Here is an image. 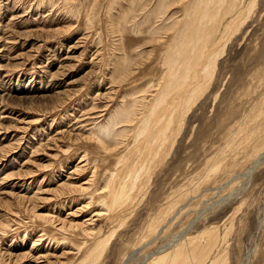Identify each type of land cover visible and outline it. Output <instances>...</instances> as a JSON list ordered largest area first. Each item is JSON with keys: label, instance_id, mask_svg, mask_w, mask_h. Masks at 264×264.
Returning a JSON list of instances; mask_svg holds the SVG:
<instances>
[{"label": "rangeland", "instance_id": "rangeland-1", "mask_svg": "<svg viewBox=\"0 0 264 264\" xmlns=\"http://www.w3.org/2000/svg\"><path fill=\"white\" fill-rule=\"evenodd\" d=\"M244 1L158 150L159 0H0V264H264V0Z\"/></svg>", "mask_w": 264, "mask_h": 264}, {"label": "bare ground", "instance_id": "bare-ground-1", "mask_svg": "<svg viewBox=\"0 0 264 264\" xmlns=\"http://www.w3.org/2000/svg\"><path fill=\"white\" fill-rule=\"evenodd\" d=\"M139 1L141 2L143 0H139ZM181 1L182 0H159V2L157 3L154 9L155 11L153 12V14H155L158 18L165 16L167 14L168 19L170 18L169 19L170 22H164L163 25H161L160 27H156V28L152 27V29L150 30V33L151 32L153 34L156 33L157 35V33H159L162 30L169 31L172 29L174 30L175 28L177 29L175 30L176 35L174 38V42L171 45H169L165 59L166 64L171 69L170 76L167 79V83L164 84L162 92L160 93L159 97H157V101H156L157 103L156 105H160L161 103L163 104L167 103L168 106L167 111L168 113L170 112L173 115L170 119H167V121H165L166 122L165 125L163 124L164 121L163 122L160 121L157 124V126L160 127V131L158 130V128H156V130L160 132V138L162 139L161 145L158 150L163 148L167 139V130L172 126L171 124L178 116L176 115L177 112L181 110L183 106L187 105L183 101V97H182L183 92L188 91L193 95L194 93H197L199 91V88L196 85L195 86L186 85L185 86L186 91H184L182 88L183 82L186 79H192L195 81L197 78H200L201 76L203 77L204 74L208 75V71L206 72L204 70H200L197 67L192 68V66H188L189 60L192 59L194 61L195 60L200 61L201 58L204 57L208 48L213 46L212 40L215 44L216 38H218L217 36L220 34L219 31H220V26L222 25V18L226 16V13L230 14L239 8L241 10L242 4L243 2H245L244 0H190V3L183 10L184 14H187L185 20L181 21V19L174 18V16L178 14L179 11L178 13L170 11L176 5L179 4L181 5L182 4ZM226 6H228L229 8V9L227 8L228 10L226 9L227 11L224 10ZM240 10L238 14L240 13ZM232 24L233 23H228L226 27L229 28L231 27ZM210 54L212 53H210L209 51L208 56H210ZM214 54L215 53H213V55ZM203 59H205V57ZM190 87L192 88L190 89ZM136 101L139 103L143 102L141 99L139 100V98H137ZM143 104L145 103L143 102ZM153 111L155 110L152 109L151 112ZM124 113H125V118L123 119L127 122H131L130 118L132 115V110L129 105L125 109ZM153 118L154 116L147 120L148 123H146V125L143 127L142 133L139 134L140 136L144 134L146 130H148L157 122V118H155L152 123ZM164 127L167 130L164 129ZM152 134L153 135L150 137L152 139L151 141H148L146 139L140 141V142H144L143 143V146L145 148L144 155L146 157L152 154L154 155L156 154L153 152V148L156 145L158 134L157 132ZM107 140H108L107 136H105L104 139H101V141H104L105 143Z\"/></svg>", "mask_w": 264, "mask_h": 264}]
</instances>
